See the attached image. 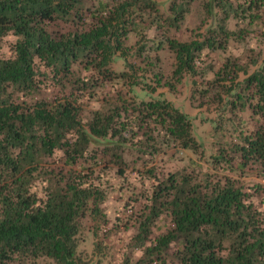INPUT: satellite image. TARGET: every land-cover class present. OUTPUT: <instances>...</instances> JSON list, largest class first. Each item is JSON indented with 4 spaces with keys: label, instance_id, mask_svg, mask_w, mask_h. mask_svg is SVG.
Masks as SVG:
<instances>
[{
    "label": "trees",
    "instance_id": "16d2710c",
    "mask_svg": "<svg viewBox=\"0 0 264 264\" xmlns=\"http://www.w3.org/2000/svg\"><path fill=\"white\" fill-rule=\"evenodd\" d=\"M254 1L209 2L229 19ZM165 2L0 0V42L15 36L12 54L0 56V264H84L83 220L106 218L101 163L125 176L133 160L149 166L143 178L152 183L131 244L143 253L124 264H264V209L238 179L248 168L264 174V58L252 72L228 59L206 83L221 95L225 121L214 126L216 172H164L155 162L161 152L200 143L191 117L156 94L162 52L174 56L172 77L182 81L199 72L202 51L225 45L167 35L193 0ZM58 22L73 29L55 28ZM153 26L161 32L145 43ZM131 34L141 40L134 49ZM108 95L106 107L85 117L89 101ZM245 113L255 128L242 130ZM165 213L172 226L154 237Z\"/></svg>",
    "mask_w": 264,
    "mask_h": 264
},
{
    "label": "rangeland",
    "instance_id": "374dc122",
    "mask_svg": "<svg viewBox=\"0 0 264 264\" xmlns=\"http://www.w3.org/2000/svg\"><path fill=\"white\" fill-rule=\"evenodd\" d=\"M165 1L166 5H169V0ZM209 1L212 0H193L191 9L180 26L170 31L165 30V33L181 41L203 40L210 37V40H221L225 45L218 49L206 48L202 51L196 62V69L199 72L194 76L185 75L182 81H176L172 77L174 56L167 51L162 52L165 66L164 84L159 86L156 92L162 93L174 106L191 117L193 134L200 147L198 150L169 147L157 156L155 162L164 172L192 173L200 178L206 172H216L210 162L211 155L217 152L216 145L219 140V134L215 135L214 126L216 123H225L221 95L216 97L214 95L216 89L209 90L207 81L218 76L228 59L252 72L256 68L254 62L260 63L264 58V0H255L253 8L246 10L247 14L242 12L244 16L229 19L224 17L221 8H212ZM235 3L247 5L249 0H235ZM55 28L67 30L73 29V25L58 22ZM160 32V28L153 26L147 29V34L142 39L145 43H150ZM14 40L15 36L10 35L0 42V56L12 54L11 44ZM140 41L131 34L127 45L134 49ZM114 67L117 70L122 69L123 62L118 61ZM244 76V72L240 71L236 77L242 79ZM123 89V98L130 97L127 89ZM111 95L118 97L117 90L111 92ZM107 97L111 96L89 101L85 106V117L90 118L93 111L106 107ZM244 117L247 120L246 125H242V130H250L258 125L256 119L250 118L248 113H245ZM228 137L229 134L225 138ZM133 162L136 166L133 167L131 164L125 176L120 175L116 168L101 163L105 173L99 179L107 190V199L102 204L106 218L100 224H95L91 218L83 220L79 251L84 264H124L127 257L136 259L143 253L142 250L133 249L131 244L143 208L149 200L147 195L151 190L152 179L143 178L149 166L146 167L141 160ZM248 169L251 174L238 179L245 184L249 199L264 209V174L259 171L252 172L253 168ZM162 217L154 237L172 226L171 219L166 213ZM95 231L98 235H95Z\"/></svg>",
    "mask_w": 264,
    "mask_h": 264
}]
</instances>
